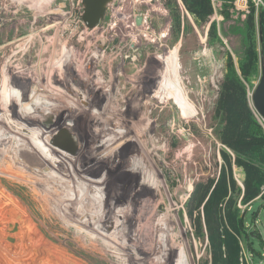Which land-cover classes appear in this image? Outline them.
<instances>
[{
	"label": "rangeland",
	"instance_id": "rangeland-1",
	"mask_svg": "<svg viewBox=\"0 0 264 264\" xmlns=\"http://www.w3.org/2000/svg\"><path fill=\"white\" fill-rule=\"evenodd\" d=\"M262 6L107 0L89 30L82 0H0L1 148L42 161L21 145V119L71 136L66 174L103 203L95 198L88 209L99 240L86 245L55 201L42 203L0 162V264H264V183L246 201L253 179H264V121L251 99ZM252 8L257 70L245 77L238 62L248 53ZM171 61L178 83L164 75ZM92 147L98 159L79 162L92 171L76 176L82 170L72 165ZM236 212L246 227L239 236ZM227 238L229 251L219 253Z\"/></svg>",
	"mask_w": 264,
	"mask_h": 264
},
{
	"label": "bare ground",
	"instance_id": "bare-ground-1",
	"mask_svg": "<svg viewBox=\"0 0 264 264\" xmlns=\"http://www.w3.org/2000/svg\"><path fill=\"white\" fill-rule=\"evenodd\" d=\"M178 69H179L178 66L173 61H171V62H169V68L166 67V70H165L166 73L164 75H166V77H169V78L173 76L172 79H175L176 82L178 83V71H179ZM46 80L47 79H45V81ZM47 83H50L49 78H48ZM37 93H38V90H37ZM31 94L32 95L34 94L33 99L37 98L40 100V98H41V99H43V101H44V97H48L46 95L43 96V95L35 94L33 92ZM29 95H30V93H29ZM33 99L30 101V104H31L30 108L33 107L32 106L33 102H34ZM184 100H185L184 110L187 112L189 110V105H188L185 97H184ZM4 110L8 111V104L5 106ZM15 120H17V118ZM34 122H36V121L34 120ZM25 125L23 124L22 119H21V121L17 120V125H15L19 129L18 132H16V134L19 137H21L20 143H22L21 145H26L28 147V150L30 151V153L31 154L34 153V154L38 155L39 160H42V161L36 162L33 160L35 158L31 159L32 157H30V156H24V155L11 156L9 154H5L4 153L5 149L3 150L0 146V162H1V164L3 163V165H4L2 167L3 169L5 168L4 171L7 170L4 172V175L7 177H10V179H15V178L19 177L20 180L17 178L19 180V182L24 184L30 192L37 194L38 198L41 200L42 203L43 202L47 203L50 201L52 203H54V201H55L56 202L55 206H57V208H59L60 211L62 212L61 216H62L63 220H66L69 225L70 224L73 225V226H71V228L74 229L75 233L77 234L75 239L76 238H77V240L82 239V236H83V238L85 239L86 245H92L93 243L96 245L94 239L99 240V238H98L99 233L94 232V230L92 228H90V227H92L91 225L93 224V222L89 218L90 217L89 214L91 215L93 213L87 214V212L89 211L88 209H90V208L91 209L96 208V207H94L95 200H96L95 198L99 199V203L103 204L102 199L99 198V196H95L96 194H93L85 183L75 182L70 177L68 178L69 175L66 174V171L68 170L69 172H71L70 171L71 170V168H70L71 164H70V162H69V164H66L67 157L63 153L62 150H60L58 148L56 149V147L51 145L50 139L53 138V135H54L53 133L51 134L48 131L46 132L45 130H43L42 128H40L37 125H33L30 127L25 126ZM22 129H27L28 131L25 134H21L20 132ZM93 150H94V147L86 150L87 151L86 152L87 157H83L82 156L83 153L82 154L80 153L78 159H76V161H75L76 162L75 165H72L74 167L73 168L74 174L77 172L76 176H81L82 173L88 175L90 173V171H92L91 170L92 168H90V166L85 168L86 165L83 166V168L81 167V169H80V163L79 162L84 158H85V160L86 159L88 160L90 153H92V155L94 154ZM98 156H99V154H96V156L93 155V157H96V159H98L97 158ZM71 159H73V158H71ZM96 159L92 158L91 160L96 161ZM76 168H78L79 170H82V171H76ZM9 170L13 171L14 175H12V173L10 174ZM60 176H62V178H60ZM59 192L61 193V196L54 198L53 197L54 194L59 193ZM60 193H59V195H60ZM93 212H94V210H93ZM68 213H71V215H68ZM91 217H94L93 220H94L95 224L97 223L96 220L98 221V223L100 222V224H102V225L106 221V219L105 220L102 218L99 219L100 216H98V215H96V216L92 215ZM71 220H74L73 222L77 226H75V224L71 223ZM97 227H96V229H97ZM105 230L102 229V231L104 232L102 234L105 236V238L102 240V242L106 245V242H107L106 237H108L109 234H106ZM110 235H112V234L110 233ZM113 237H115V236H113Z\"/></svg>",
	"mask_w": 264,
	"mask_h": 264
},
{
	"label": "trees",
	"instance_id": "trees-1",
	"mask_svg": "<svg viewBox=\"0 0 264 264\" xmlns=\"http://www.w3.org/2000/svg\"><path fill=\"white\" fill-rule=\"evenodd\" d=\"M263 6L260 7L258 10V21H257V28H258V47H259V58L260 61L262 60L264 62V0H261ZM251 7H253L251 5ZM254 9L252 8V11L249 15V22H250V31L248 34V53L246 54L245 58L240 60L238 62L239 69L242 72V74L245 77L252 76L256 70H257V59H258V51H256L257 43H256V37L254 32V16H253ZM250 172V170H247ZM254 182V189L252 190L251 194L248 196L246 201H252L260 194V185L264 183V179L260 177H256L253 179ZM230 220L235 222L237 227L233 230L234 234L236 236H239V234H242V232H245V225H244V217L239 218L238 212L235 214H232L230 216ZM221 236H219V239ZM233 240V243L235 242L236 245V239L231 237ZM219 245L216 246L217 251L220 253L222 251H229L228 244H229V238L226 239V241H218ZM238 248V246H237ZM237 250V249H235ZM238 251L234 252L231 251V253H236Z\"/></svg>",
	"mask_w": 264,
	"mask_h": 264
},
{
	"label": "water",
	"instance_id": "water-1",
	"mask_svg": "<svg viewBox=\"0 0 264 264\" xmlns=\"http://www.w3.org/2000/svg\"><path fill=\"white\" fill-rule=\"evenodd\" d=\"M82 2L84 5L82 22L87 29L93 30L104 17V5L107 0H82ZM135 24L140 26L141 19L137 18ZM260 72V79L252 93L251 99L254 110L264 121V62L262 60L260 61ZM50 142L52 146L69 154L75 152L74 140L71 136H67L64 133L59 132Z\"/></svg>",
	"mask_w": 264,
	"mask_h": 264
},
{
	"label": "built area",
	"instance_id": "built-area-1",
	"mask_svg": "<svg viewBox=\"0 0 264 264\" xmlns=\"http://www.w3.org/2000/svg\"><path fill=\"white\" fill-rule=\"evenodd\" d=\"M253 1H255L257 4L261 3V0H253Z\"/></svg>",
	"mask_w": 264,
	"mask_h": 264
}]
</instances>
